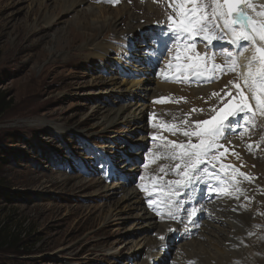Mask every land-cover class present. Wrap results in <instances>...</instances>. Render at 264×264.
Here are the masks:
<instances>
[{"label":"rangeland","instance_id":"374dc122","mask_svg":"<svg viewBox=\"0 0 264 264\" xmlns=\"http://www.w3.org/2000/svg\"><path fill=\"white\" fill-rule=\"evenodd\" d=\"M36 1L40 0H0V94L6 105L4 111L1 110L3 115L0 117V229H2L0 232L2 239L0 240V264L142 263L147 260V255L144 254L146 250L132 256L127 251L141 240L140 237L144 236V233L136 227L137 222L133 218V220L130 219L134 213L125 211L124 205L119 204L118 207L114 205V208H118L120 213L110 217L109 207L119 201L122 195L108 200L99 194L104 184L123 186V180L115 178L108 184L107 180L98 177L103 171H97V168L90 164V160L83 162V170L89 173L72 172L78 161L76 157H70V152L73 149L78 155L91 153L94 156L89 147L82 148L79 143V141L84 142L85 139H90L98 145L119 149L117 150L119 155L126 154L127 151L129 153V146L136 149L133 154L140 155L141 149L131 142L141 135L140 133L133 135L135 122L117 125L110 133L103 132V129L97 125L99 116L95 113L96 107L102 102L103 107H113L117 97L116 91L106 92L100 82L102 79L110 80L113 73L117 74L118 80L128 81L129 76L120 74L118 66L112 64L109 57L117 59L120 56L119 59L122 60L124 68H127L130 63L136 73L138 70L143 73L153 72L148 61L151 55L153 57V54L149 52L152 48H149L148 55L146 47L140 51L137 46H145V44L142 39L136 40L135 37L138 34L159 33L158 27L170 32L173 24L169 16L176 17V13L168 7L169 0H126L124 7H127V10L125 12L124 7L114 9L107 6L112 10H118V12H113L110 8H99L102 4L90 5L88 3L70 13H66L61 6L56 4L55 0L39 3ZM211 3L212 0L195 1L197 6L200 4L210 6ZM91 6L98 7L93 12L100 20L102 18V25L108 22V28L102 36L98 32L86 30L92 35L91 44L101 42L102 39L118 48L111 49L112 53L109 52L110 56L105 59H101V54L96 57L95 51L89 50V47L79 53L78 49L86 43L84 40L74 41L67 46V40L64 44V41H55L53 38L66 26L67 22L75 17L83 16L81 12ZM191 6L189 4L186 11ZM210 11L211 7H209ZM95 15L90 13L85 18L90 19ZM132 17L135 20H132ZM112 18H117L119 22L115 27V32H112L114 28L111 23ZM136 18L142 19L137 20ZM56 19L63 22L49 27L50 23ZM131 24L136 25V31L127 37L126 31H128V25ZM137 25L144 29L141 31ZM123 32H126L124 33L125 40L121 39ZM212 34L216 39L211 42L203 40L199 35L195 36V41L173 39L174 44L168 43L163 52L165 61L170 58H180L176 55L184 57L193 42L207 43L209 45L207 49L210 48V44L222 46L227 43L228 39H224L226 35L228 36L226 30L213 29ZM224 48L212 49L208 60L214 57L224 60L223 53H227L223 51ZM63 49H69L71 52L66 61L64 60L68 58V50ZM191 53L196 55L198 51L194 48ZM75 54L81 56L78 58ZM202 59V57L185 59L186 62L196 67L188 95L194 96L191 103L198 105L199 112H193L191 106L179 100L177 108L180 109L182 115H178L176 119L183 125V128L173 130L167 126L166 137L161 141L158 137L153 139V116L149 115L142 124L147 127V133L144 134L143 159L137 160L139 158L135 159V157L131 159V163L126 165L124 163L126 166L124 169H135V172L130 174L128 185L124 186L138 189L134 185H140L146 178L151 186L160 184L171 171L170 169L176 168V164L163 166V171L158 172L154 168V175L151 174L144 178L143 173L145 174V168L152 157L150 147L157 144L163 151H170L173 146L169 142H175L178 135H184L185 131L190 133L199 131L197 122L206 121L210 113L218 111L225 105L228 96L225 93H228L230 89L233 90V86L229 83L231 79L223 75L218 80H210L211 73L207 72L205 78L209 77L210 81H204L200 71L204 73L202 68L206 65L202 64ZM142 61L144 65H141ZM161 68L160 65L159 69ZM162 83L169 85L166 80ZM105 89L108 88L105 87ZM214 93L217 95H213ZM251 101L255 106V100L252 97ZM136 103H140L139 99L130 97L122 105ZM188 113L190 114L187 115ZM189 127L193 128L189 129ZM225 131V137H227L230 132L226 129ZM114 140L117 142L115 143ZM198 141L196 136H186L184 142L177 144L186 145L189 142L197 144ZM123 147L124 151H120ZM242 149L244 148H237L236 152ZM173 151L165 153L166 158L171 157ZM234 156L243 160L237 153ZM171 162L180 163L176 159H171ZM117 168H120V163ZM142 168L143 171H141ZM254 171L253 173L246 168L245 172H249L253 177L254 174L259 173V169ZM91 173L92 176H90ZM61 176L83 178L85 182L101 179L104 184L87 190L77 179L75 183L69 181L73 185L69 183L65 188L61 184L63 181ZM262 183L264 185V176ZM258 187V184H254L250 189L254 191ZM150 192H153L152 188ZM251 203L253 205L251 207L259 210L264 218V198L252 197ZM103 204H108V206L101 207ZM94 206H99L101 209ZM150 206L143 204L144 208ZM113 211L114 209L111 213ZM257 216L254 223L261 229L263 219L259 213ZM158 234L153 231L148 235L156 239ZM198 236L200 238L195 242L204 244V246L194 245L195 242H193L195 250L203 253L206 249L209 253L207 257L218 255V250L214 245H210L207 238L203 237L202 231ZM11 237H18L21 243L17 246L10 244ZM187 243H181L173 253L178 249L181 250ZM157 251L154 250V253ZM170 257L174 260L173 256ZM163 262L166 263V258L156 263L163 264ZM188 262L194 263V260H187ZM211 264H218V261H211Z\"/></svg>","mask_w":264,"mask_h":264},{"label":"bare ground","instance_id":"6f19581e","mask_svg":"<svg viewBox=\"0 0 264 264\" xmlns=\"http://www.w3.org/2000/svg\"><path fill=\"white\" fill-rule=\"evenodd\" d=\"M42 2H49L51 0H40ZM40 1H36L39 3ZM126 0H118L116 3L110 2V0H55L56 4L61 6L63 10L66 13L72 12V10L79 8L80 6L87 5L88 3L90 5L94 4H102V7L99 8H114L119 9L121 7H124V3ZM196 1V0H195ZM155 2V1H154ZM251 3L254 5L256 11H264V0H251ZM110 6V7H107ZM98 7L91 6L89 9H86L85 11H82L81 14L83 16L79 18H74L72 21L67 22L66 26L62 28L61 31L56 33L53 38L54 40H59L60 42L64 41V44L66 40L68 41L67 46H70L74 41H85L79 49L78 52H84L86 47H89V50L95 51V56L98 57L99 54L102 55L101 59H105L106 57L110 56L111 49L117 48L112 43L105 42L101 39V42H93L92 41V35L87 32L86 30H91L92 32H98L101 34V36L104 34L105 29L108 28V22L104 23L105 25H102V18L101 20L95 15V9ZM110 8V9H111ZM124 12L127 10V7H124ZM112 10V9H111ZM55 11V10H54ZM94 11V12H93ZM113 12H118V10H112ZM246 11L252 16H254L256 19H260V17L256 16V12L253 11L251 8H247ZM107 12V11H106ZM95 15L93 18L87 19L85 16L89 14ZM57 18V17H56ZM51 19V18H50ZM48 19V20H50ZM77 19V20H76ZM137 19V18H136ZM142 18H138L137 20H141ZM132 20L133 19L132 17ZM77 21V22H76ZM63 21H60V19L53 20L52 23H50L49 27H52L53 25H57ZM111 23L113 25L112 32H115V27L118 25L117 18H112ZM136 25H128V28L126 31L127 37L133 33V31H136ZM140 27L141 31L144 29L142 26L137 25ZM157 28V27H152ZM159 30L161 28L158 27ZM150 30V29H149ZM148 30V31H149ZM123 32L121 34V39L125 40L126 36ZM93 34V33H92ZM94 35V34H93ZM135 35V34H132ZM120 36V35H119ZM136 40H143V37L141 34L136 35ZM219 39V38H218ZM232 36L228 32V41L226 44L231 46V48L227 49V52L231 55L232 58L236 59L239 63L238 71H243L246 73V65L248 64L249 59L253 55L254 49H251L249 47L246 51H241V48L238 44H232L231 43ZM88 42V43H87ZM57 44V43H56ZM90 44V45H89ZM213 46L210 44V47ZM140 49H143L145 47L144 45H138L137 46ZM72 48V47H71ZM118 49V48H117ZM68 50L67 57L70 55L69 49H63ZM72 50V49H71ZM75 50V49H74ZM148 50V48H146ZM141 51V50H140ZM153 51V52H152ZM127 53V51H125ZM151 54L159 53V57H153L150 61V69L153 70L151 73H143L141 70H138L137 73L133 71L130 63L127 66V68H124L122 64V60L119 59L120 56L117 57V59H109L111 60L112 64L120 65L121 68L120 74L122 75H128V81H120L117 79V74L113 73L110 80H101V84L103 85L104 90L106 92H113L116 91L117 97L114 101V106L109 107L105 106L103 107L102 103H100L99 106L96 107L95 113L99 116L97 120V125H99L103 130V132L110 133L111 130H113L117 125H122L124 123H134L133 129L135 130L133 132V135L136 133H140V137L133 139L131 142L133 145L140 147L141 153L139 159L142 160L143 156L142 154L145 152L144 144H145V133H147V127L146 125L143 126V122L149 117V115L153 116V125H154V132H153V139L159 138L160 141L166 137L165 129L169 126L170 129L173 130H179L183 128V125H181L180 122L177 121L176 117L178 115H182V112H180V109H178L179 100L183 101L184 104L191 106L192 109H199L198 105L191 103L194 100V96H189V90L191 89L190 83L191 78L195 77L194 70L195 66H192L190 62H186L185 60L182 62L181 58H170L167 61H165V57L163 56V52L159 50L157 46L155 48L153 47L151 50H149ZM112 53V52H111ZM76 57L79 58V54H75ZM130 56V54L128 53ZM92 56V55H91ZM152 56V55H151ZM68 58H66L64 61H66ZM135 65V64H134ZM141 65H144V62H141ZM162 66V69H159V66ZM229 67L231 64L228 65ZM223 64H219V68H216V73L220 72L221 68H223ZM114 66L111 70H113ZM157 70H159L157 72ZM170 73H167L168 71ZM165 73V76L163 74ZM153 73V77H152ZM219 74V73H218ZM155 75V76H154ZM224 75H230L226 78L236 79L239 81V84L243 87V82L239 79L237 72H227L224 71ZM232 75V76H231ZM221 77V73H220ZM164 78V80H163ZM158 80V81H157ZM167 81L169 85L166 83L163 84V81ZM153 85L155 86L153 88ZM107 87L108 89H105ZM245 95L248 97V103L251 104L253 108L255 106L252 104L251 101V93L248 92L246 88L243 89ZM172 91V92H171ZM162 92V93H160ZM228 93H231V95L227 96V101L225 105L219 109L218 111H214L210 113L206 119V121L212 120L213 117H219L218 115L220 112L226 111L228 115V119H231V113L235 112L238 107V101H240V96L238 95V90L234 88V90L230 89ZM144 95V96H143ZM152 97H149L151 96ZM138 98L140 103H136L134 105H122L125 101L129 100V98ZM149 97V98H147ZM108 98V97H107ZM166 100L168 102H157ZM137 101V99H136ZM227 106V107H226ZM223 110V111H222ZM193 112H199L193 111ZM246 120H249V123L245 125L243 122H241L245 128L252 133L259 134V136L264 139V130L262 128V124H264V115L259 114V111L257 110V114L255 116V126H252L251 120L248 116H245ZM129 121V122H126ZM43 125V124H42ZM45 125V124H44ZM131 125V124H129ZM193 127H189V129H192ZM227 130V129H226ZM143 134V135H142ZM186 136L185 135H178L177 140L174 142L177 144L178 142H184ZM128 139V138H126ZM116 143L117 140H114ZM106 148L107 152L113 153V156H117L119 152L117 150L119 149H113L110 146H103ZM120 151H124L123 150ZM127 149V148H126ZM150 153L152 154L150 160L148 161V164L145 168V174L143 173V177H149L151 174L153 175L154 170L156 169V172H158L166 163H170L171 158L165 156V153H169L170 151L174 150L171 149L170 151H163L159 148V145L154 144L153 147H150ZM178 152L179 149H176ZM126 155H128V151L125 152ZM238 156L243 157L248 162V166L251 169H259V173H256L253 175V177L247 173L245 174L250 179H244V181H251L255 182V184H260L261 188L259 187V191L255 194H251L249 197L248 203L252 205L251 198L252 197H259L264 198V185L262 183L263 176H264V150L262 151H250L247 148H244L240 151L236 152ZM137 155V154H136ZM88 159V158H87ZM86 159V160H87ZM156 159V160H155ZM90 160V159H88ZM244 161V159H243ZM120 163L117 160H113L109 164V168L111 170L110 177H105L104 179L108 182L112 178H121L124 180L125 178H128L127 176H121V174L118 173L116 165ZM172 163V162H171ZM258 166V168L256 167ZM126 166L123 165L121 168L124 169ZM155 168V169H154ZM107 168L102 169V171H105ZM143 171V168L141 169ZM261 171V172H260ZM134 168L125 169L124 174H131L134 173ZM62 185L66 186L71 183L69 181H73L75 183L78 178H72V177H62ZM130 178V177H129ZM85 189L95 188L99 187L102 184L101 179H92L89 182H85L83 178L78 179ZM258 183H257V182ZM145 184L147 186H151L150 182L147 181V178L145 179ZM144 182L141 183V186L144 188ZM71 183L70 185H73ZM77 185V184H76ZM68 187V186H67ZM152 187V186H151ZM99 194L105 197L106 199L110 200L114 197H117L118 195H122L121 199L117 201L115 204L109 207V216L113 217L120 213L118 211V208H114V205H124L125 211H130L134 213V215L131 216L130 219H134V221L137 222V226L139 229L144 233V236L140 237L141 240L136 243L134 247H131L127 249V251L130 253L129 255H136L140 251H145L144 254L147 255V260L143 261L139 264H152L150 261L153 259V262H159L163 259L167 258L166 253H162L159 251V241L157 239L151 238L148 234L155 231L160 234H164L166 232L165 224L157 223L155 221V216L153 214H150L144 207L143 202L149 201L153 197V193L150 192V194H146V196L141 197L140 193L138 192V189H134L133 187L128 186H120V184H116L114 186H107L103 185V188L99 190ZM214 193L212 190L209 191L208 196H212ZM145 195V194H144ZM100 197V196H97ZM143 201V202H142ZM166 202H160L157 204V207L162 208ZM245 205V204H244ZM103 206H108V204H103ZM247 206V205H245ZM95 208L99 206H94ZM118 207V206H117ZM249 207V206H247ZM174 208V207H173ZM101 209V208H100ZM112 209H114L113 213H111ZM122 213V212H121ZM112 214V215H111ZM253 215V214H252ZM252 215H250L249 212H243L241 214H236L231 211V209H227L225 211H219L215 212L213 215V221L206 222L204 227L202 228L203 237L207 238L210 241V245H214V247L218 250V255H215L214 257H207L209 255L208 251L205 249L203 253H200L198 250L194 249V245L204 246V244H201L199 242H195V240H192L187 243V245L183 246L180 250L182 253L177 254H171L173 253L172 250L169 251L171 256H173L172 260L174 263L177 264H188L187 260H194L195 264H211V261H218V264H264V258L262 259L261 256H264V238L259 237V234L256 236L250 238H246V232L245 229L250 228L251 229V222H252ZM132 219V220H133ZM108 221V220H107ZM106 221V223H107ZM136 225V224H135ZM259 226V225H258ZM262 235L264 234V230L260 231ZM179 237H175L177 240ZM174 239V240H175ZM183 240L176 241V243H180ZM193 242L194 245H193ZM170 244V242H169ZM184 244V243H182ZM244 244H247L248 246H244ZM198 246V247H199ZM193 249V251L191 250ZM154 250H158L157 253H154ZM127 252V253H128ZM115 255V254H113ZM145 257V256H144ZM171 257L169 256L167 260H170ZM161 263V262H160ZM126 264V263H125ZM157 264V263H156ZM169 264V262H168Z\"/></svg>","mask_w":264,"mask_h":264},{"label":"snow or ice","instance_id":"6c2138e0","mask_svg":"<svg viewBox=\"0 0 264 264\" xmlns=\"http://www.w3.org/2000/svg\"><path fill=\"white\" fill-rule=\"evenodd\" d=\"M110 2L116 3L118 0H110ZM189 4L192 6L186 11ZM168 7L176 13V17L169 16V20L173 24L171 31L161 29L159 33L147 34L143 37L146 48L157 46L161 52H164L169 41L173 39H194L196 35L201 36L205 41L211 42L216 39L212 34V30L219 29L226 30L231 34L232 44L242 42L239 43L242 52L249 47L254 49L253 55L245 66L246 73L238 71V62L235 59L232 60L229 68V71L237 72L239 79L243 82V87L236 81L229 82L235 86L240 96L237 110L231 113L232 118L228 119L229 114L225 112L224 116L213 117L210 121L197 122L199 131L191 133L185 131L183 133L185 136H196L199 140L197 144L189 142L185 145L169 142L172 143L174 149L170 158L180 161L176 164V168L178 172L183 170L182 174L185 178L183 183L188 184L198 174V165L205 163V158L218 146L217 141L224 136L225 129L231 132L235 127H239L241 122L247 125L249 120H246L245 116H248L252 126H255L257 110L259 114L264 115V11H256L250 0H212L210 6L207 4L197 6L195 0H169ZM209 7H211L210 12ZM247 8L253 9L260 19L250 15L246 11ZM244 88L251 93L252 99L255 100V108L249 105ZM213 95L217 94L214 93ZM225 95H231V93H225ZM193 111H196V109H193ZM249 147L251 148V145ZM176 149H179V151L177 152ZM240 175L244 176L245 179H250L243 173ZM171 183L177 187L182 184L181 181H172ZM237 190L239 191V189ZM192 214L194 215L195 212L193 211Z\"/></svg>","mask_w":264,"mask_h":264},{"label":"clouds","instance_id":"9594fccd","mask_svg":"<svg viewBox=\"0 0 264 264\" xmlns=\"http://www.w3.org/2000/svg\"><path fill=\"white\" fill-rule=\"evenodd\" d=\"M262 128L264 130V124H262ZM257 136H259V134H257ZM229 139L232 140L233 147L229 150H219L213 153L212 156L208 157L205 160V163L199 164L197 168L198 174L195 175V178L190 183L181 184V186L179 187L171 183L166 188L162 189V192H164L165 196L167 197V199L164 201L166 202V204L162 208H160L159 210L154 209V203L156 198L155 200H153L152 197V199L149 200L150 203H147V201L144 203L142 201L144 205H151L150 207H146L145 209L150 214H153L155 216V221L157 223H162L166 225L165 226L166 232L164 234L158 235L156 239L160 243L159 251L162 253H166V255L168 254L167 258L171 256V254H174V253L170 254L169 251L172 250L174 252V250L178 248L177 246H179L181 243H186L192 240L199 239L200 238V236H198L199 233L201 232L206 222L213 221V215L215 214V212L225 211L227 209H231V211L236 214L249 212L252 215L253 213L251 229L250 228L245 229L246 232L245 237L252 238L257 234H259V237L264 238V234L262 235V233L260 232L261 230H264V218L260 214L259 210H257L256 208H252L251 205L248 203L250 195L255 194L256 192L259 191L260 184L258 183L259 187L256 190L252 191L250 189L251 186L255 184V182L244 181L245 179L244 176H241L240 174L249 173V172H245L246 168H248V170L253 173L255 171L249 168L248 162L245 160L244 157H243L244 159L243 161L237 158L236 156H234L237 148H244L245 144L251 143L254 140L251 139L234 140L233 138L231 139L229 136H227L225 137L222 143H227V140ZM261 140L262 141L259 143L251 144V146H253L256 151L264 150V141L262 138ZM79 143L82 148L85 146H93L104 151L106 154L112 155L111 152H107L106 148L101 146L102 144L98 145L95 142L90 141V139L88 140L85 139L84 142L79 141ZM68 147H70V145ZM136 154H130L131 158L132 159L135 157H136L135 159L139 158L138 156L140 155L137 156ZM88 156L89 155H87V153H85L84 155H78L73 149H71L70 152V157H76L77 160L78 158H84L85 160L89 158L90 164L95 166V161H93L92 158ZM177 163L178 162L166 163L164 167L168 165H174ZM82 164H84L83 161ZM123 165L124 164L121 162L120 168H117V171L119 174H121V176L128 175V178H126L128 181L130 175L129 174L125 175L123 173L125 170V169L124 170L121 169ZM117 166L118 165H116V167ZM201 169H203V171H201ZM170 170L171 171L167 173V175L162 179V181L166 180L169 182L172 181L184 182L185 178L182 174V170L180 172H178L177 168ZM73 172H77V171L73 170ZM90 176H92V173ZM98 177L104 180L103 177L99 175ZM122 184L128 185L125 183ZM134 187L138 188V192L141 194L140 195L141 197L146 196V194H150L151 188L153 191L152 192L153 195H157L158 187L154 190L153 187L148 188L144 186L143 188L141 184L134 185ZM146 189H148V191ZM237 189H239V191ZM210 190H212L214 193L212 196H208ZM169 198L172 200V204L170 203ZM178 200H180V202L179 204L176 205ZM244 204L249 207L245 206ZM193 211L195 212L194 215L192 214ZM257 213H259L261 219H263L261 229H259L258 225L254 223V221L258 218ZM161 237H163V239H161ZM175 237H179L177 239L178 241L180 240L183 241L180 243H176L177 240L175 239ZM245 245L248 246L247 244H244V246ZM177 253H182V252L180 251V249H178L177 252H175V254ZM167 258H166V263H164L165 262L164 261L163 264H168V262L169 264H177L174 263L172 259L167 260ZM261 258L263 259L264 256H261ZM150 262L154 263L153 259H151ZM188 264H194V263L188 262Z\"/></svg>","mask_w":264,"mask_h":264},{"label":"trees","instance_id":"16d2710c","mask_svg":"<svg viewBox=\"0 0 264 264\" xmlns=\"http://www.w3.org/2000/svg\"><path fill=\"white\" fill-rule=\"evenodd\" d=\"M3 99V97H2V95L0 94V112H1V110H3L4 111V109H5V107H6V105H5V102L2 100ZM3 114H2V112L0 113V117L2 116ZM1 230L2 229H0V232H1ZM0 240H2L1 238H0ZM10 244H15L16 246L17 245H19L20 243H21V240L17 237V238H15V237H11L10 238ZM1 246H4V244H1Z\"/></svg>","mask_w":264,"mask_h":264}]
</instances>
